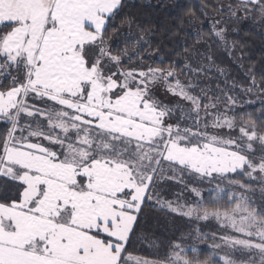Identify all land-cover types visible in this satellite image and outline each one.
<instances>
[{
	"label": "snow or ice",
	"instance_id": "1",
	"mask_svg": "<svg viewBox=\"0 0 264 264\" xmlns=\"http://www.w3.org/2000/svg\"><path fill=\"white\" fill-rule=\"evenodd\" d=\"M126 7L0 0V264H264V101L243 111L212 54L235 51L229 21L264 26V0L189 9L178 23L197 40L166 57ZM213 72L223 87L204 83ZM257 75L247 68L244 93H264ZM205 182L209 198L190 187ZM172 184L194 198L167 199ZM149 207L225 232L206 259L191 237L163 259L137 255Z\"/></svg>",
	"mask_w": 264,
	"mask_h": 264
},
{
	"label": "trees",
	"instance_id": "2",
	"mask_svg": "<svg viewBox=\"0 0 264 264\" xmlns=\"http://www.w3.org/2000/svg\"><path fill=\"white\" fill-rule=\"evenodd\" d=\"M204 2L215 5L217 0H160L158 3H154L152 0H126L127 7L125 11L136 17L139 23L144 24L145 28L150 27L153 29V34L148 35V38L153 41L152 47L153 49L158 48L159 55L166 57L174 49H178L179 46L184 44L191 45L197 40L193 28L187 24L181 27L178 21L180 19H184L185 21L189 19L185 15L189 9L194 11L198 17L201 16L200 5ZM117 23H119V20ZM208 23V21L204 22L205 30H207ZM227 26L229 28L228 40L235 42L237 45L235 51L230 54L229 49L217 44L213 47L212 54L217 64L224 67L230 73L229 84L235 81L237 85L235 89L231 90V94L244 104L248 100H254L257 95L263 94L258 89L252 93H244L240 86H247L248 81L245 71L253 65L258 74L257 80L259 81V71L264 66V26L261 23L246 22L241 24L233 21H230ZM132 30L135 33V25ZM241 55L243 56V60L237 61L236 57ZM241 64L243 67L240 66ZM210 77L211 79L205 78L204 83H210L214 89L217 82L221 84V87L224 86L222 78H218L215 72L211 73ZM261 107V103L250 106L244 105L242 110L257 115V110ZM192 186L200 188L205 198H209L211 189L215 187V184L209 185L207 182L204 184L192 183L190 187ZM221 187H227V185L222 184ZM182 191L185 199L192 200L194 198V194H190L184 190L182 185L175 184L169 186L166 198L175 199V194H179ZM226 202L227 196H224L221 204L224 207H228ZM200 223L201 220L188 219L166 211H160L156 208H146L145 219L137 231V235L142 236L143 239L134 241V254L150 258L158 254L163 259L169 247V241L179 237H191L186 240V243L198 247L203 243L198 236L205 237L199 231L203 230L206 226H212L211 223H201L200 230H198L196 229V225ZM153 242L158 245L157 248L149 247ZM205 242H210V240L205 239ZM199 250L201 252L200 259H206L211 251L208 247H203Z\"/></svg>",
	"mask_w": 264,
	"mask_h": 264
},
{
	"label": "rangeland",
	"instance_id": "3",
	"mask_svg": "<svg viewBox=\"0 0 264 264\" xmlns=\"http://www.w3.org/2000/svg\"><path fill=\"white\" fill-rule=\"evenodd\" d=\"M152 1H153L154 3H155V2L158 3L160 0H152ZM224 2L227 3L228 0H224ZM225 19H227V17H225ZM229 22H230V21H229ZM229 22H228V24H229ZM233 22H234V21H233ZM246 22L260 23V22H258V21H254V20H251V19H249V20H243V21H240L239 23L243 24V23H246ZM228 24H227V25H228ZM227 27H228V26H227ZM228 31H229V28H228ZM233 96H234V95H233ZM244 96H246V95H244ZM249 96H250V95H249ZM261 101H264V93L261 94V95H257L256 98H254V100H248L246 103H244V105H245V106H250V105L257 104V103H261ZM240 102H242V101L240 100ZM205 222H206L207 224L211 223L212 226L209 225V226L204 227L203 230H202V229L200 230L201 223L205 224ZM201 223L196 225V229L200 230L199 232H201V234H204V235H205V238H204V239H200V240H202L203 243H201V244L198 246V249L203 248V247H208V248H210L209 245H211L212 243L217 242V241H215V240H213V239L211 238L212 235H213L214 233L217 234V236L222 235V234H224L225 230H224L223 228H221L220 223H219L215 218H209L208 220H201ZM205 239H206V240L209 239L210 242H207V243H206V242H205ZM185 243H186V240H185ZM186 244H187V243H186ZM201 245H203V246H201Z\"/></svg>",
	"mask_w": 264,
	"mask_h": 264
}]
</instances>
